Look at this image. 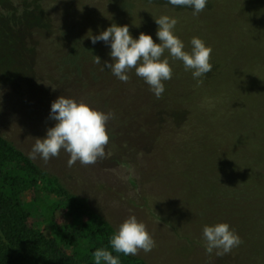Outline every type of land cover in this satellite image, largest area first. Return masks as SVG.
I'll return each mask as SVG.
<instances>
[{
    "label": "trees",
    "instance_id": "16d2710c",
    "mask_svg": "<svg viewBox=\"0 0 264 264\" xmlns=\"http://www.w3.org/2000/svg\"><path fill=\"white\" fill-rule=\"evenodd\" d=\"M55 1L18 0L33 38L32 49L36 52V45L41 49L45 45L40 68L51 74V80L55 72L54 83L63 85L53 100L65 95L113 112L107 123L110 136L140 140L137 146L142 153L154 148L141 140L209 135L228 140L229 152L238 153L240 140H264V52L260 50L263 56L256 58L254 52L242 51L257 40L264 43L262 0H209L198 15L190 8H174L167 0H90L81 4L80 26L69 14H53ZM9 6L10 0H0V79L11 74L5 77L24 92L20 77L33 87L41 82L24 64L21 37L5 16ZM163 14L177 18L176 34L186 50L193 36L211 46L213 70L197 83L181 61L169 57L173 77L164 82L165 92L156 99L134 69L127 83L103 69L105 61L111 62L110 46L103 41L93 44L88 35H98L112 23L127 24L133 37L145 32L158 43L154 18ZM83 20H90L89 25H83ZM164 55L168 56L167 50ZM94 56L101 58V64L94 63ZM7 57L10 68L5 70L1 65ZM48 90L40 95L39 108L47 104ZM108 151L112 159L128 165ZM115 230L86 197L72 191L43 163L30 159L26 149L0 131V264H93L92 253L110 248ZM120 260L121 264H150L137 255L120 254Z\"/></svg>",
    "mask_w": 264,
    "mask_h": 264
},
{
    "label": "rangeland",
    "instance_id": "374dc122",
    "mask_svg": "<svg viewBox=\"0 0 264 264\" xmlns=\"http://www.w3.org/2000/svg\"><path fill=\"white\" fill-rule=\"evenodd\" d=\"M89 2L56 0L52 13L69 14L74 25L80 26L84 13L81 4ZM9 7L4 10L5 16L21 37L24 64L31 67L30 73L40 78L41 84L33 87L27 78L20 77L26 89L19 92L5 77L11 74L0 79V131L30 153L35 140L54 126L49 118L50 107L63 85L54 83L58 76L55 72L53 81L49 79L51 74L40 68L45 45L43 50L39 45L36 52L32 49L33 38L21 4L10 0ZM89 23L83 20V25ZM254 43L242 51L260 58L264 43ZM9 60H3L1 68L8 70ZM46 88L48 102L39 108V97ZM207 136L141 140L154 148L142 153L137 146L140 140H128L122 134L112 137L109 133L106 156L95 164L85 166L77 161L69 167V155L63 150L47 162L38 155L36 159L57 173L72 191L86 197L116 230L130 214L142 220L156 246L149 253L139 251L137 256L150 264H264V140H240L242 152L238 153L233 149L229 152L228 140ZM108 149L128 165L112 159ZM257 150L262 153L256 158ZM217 222L229 223L243 241L223 256L215 251L208 254L202 236L205 224Z\"/></svg>",
    "mask_w": 264,
    "mask_h": 264
},
{
    "label": "clouds",
    "instance_id": "9594fccd",
    "mask_svg": "<svg viewBox=\"0 0 264 264\" xmlns=\"http://www.w3.org/2000/svg\"><path fill=\"white\" fill-rule=\"evenodd\" d=\"M209 0H167L175 7L190 8L198 15L206 8ZM158 28V43L149 33L141 32L133 37L127 24L112 23L98 35H88L93 44L103 41L110 46L111 62L105 61L103 69L121 82L127 83L129 72L142 78L156 99L165 92V81L173 77L169 57L183 63L185 71H190L197 83L213 70L210 62L212 48L198 37L190 40V50L185 49L184 41L176 34L178 20L174 16L163 14L154 18ZM167 50L168 56H165ZM94 63L101 64V58L94 56ZM113 112H104L93 107L85 100L60 95L50 107L49 118L54 126L47 128L43 137H38L29 153L30 159L37 155L45 162L57 157L61 150L68 153V166L77 161L81 165H92L106 156L105 148L109 143L107 123L114 118ZM205 251L217 256L230 253L242 244L236 230L227 222L205 224L202 230ZM109 247H100L92 253L93 264H121L120 254L135 256L139 251L149 253L156 246L155 240L146 224L134 214L128 215L113 232ZM115 253L116 255H114Z\"/></svg>",
    "mask_w": 264,
    "mask_h": 264
}]
</instances>
